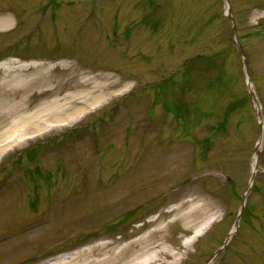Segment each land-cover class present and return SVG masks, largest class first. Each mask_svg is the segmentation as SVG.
Segmentation results:
<instances>
[{"label":"rangeland","instance_id":"rangeland-1","mask_svg":"<svg viewBox=\"0 0 264 264\" xmlns=\"http://www.w3.org/2000/svg\"><path fill=\"white\" fill-rule=\"evenodd\" d=\"M3 15L0 80L34 63L81 84L42 98L15 84L32 106L14 122L53 101L79 109L78 93L105 99L70 124L43 114L45 131L0 155V264H77L166 225L151 264H264V0H0ZM176 207L202 210L194 228Z\"/></svg>","mask_w":264,"mask_h":264},{"label":"bare ground","instance_id":"bare-ground-1","mask_svg":"<svg viewBox=\"0 0 264 264\" xmlns=\"http://www.w3.org/2000/svg\"><path fill=\"white\" fill-rule=\"evenodd\" d=\"M12 23L11 18L9 16L3 15L0 16V30L4 29L6 26H10ZM11 63H2L0 64V69L2 68H8ZM24 68V67H22ZM18 68L15 69L14 73L13 70L10 71V74L3 77L0 80V131L2 130L3 124H9L11 131H8L6 129L3 133L0 135V155L3 152L7 151V148L11 144H13L15 141L18 142L22 140L25 136H29L32 133L42 132L45 131L46 127L44 125V122H42V115L44 114L47 120L51 121V124H54L55 126L61 125V124H70L74 123L76 120H78L85 111H87L88 106H91L95 101L96 104L102 102L105 99V96L98 97V95H93L91 92H83L78 93L80 95V98H82V107L79 109H73L70 107H64L59 102L53 101L52 103H49V105H44L42 113L39 115H36L33 117L31 122L27 125L21 123L14 122L12 120V117L16 115L17 113H23L30 109L32 106L26 100L21 99L18 103H15L12 97L15 96L13 93V90H11L10 87L14 86L15 84L18 86V88H21V91H23V95L28 93L29 91H32L33 89L38 90V96L39 97H45V96H51L56 97L60 94L61 90L65 87L68 89H77L78 85L80 86L79 79H76L75 76L72 74V70L68 68L69 75L65 80H55L53 75L51 74V68L50 65H42V64H29L28 67L22 69ZM19 72H24V75ZM19 73V74H18ZM86 82H89V80H86ZM248 87L252 91V86L249 83ZM102 91H106L105 86L102 87ZM77 93L70 95L73 97L76 96ZM32 95H30L31 98ZM70 96L65 97L64 99L68 100ZM96 96V97H95ZM72 98V97H71ZM255 100V98H254ZM256 102V101H255ZM95 106V105H94ZM64 107V108H62ZM256 110L258 114H260V108L258 104H255ZM27 119V118H26ZM29 122V121H27ZM49 123V122H48ZM22 126H34L37 128L35 131L27 133V134H20L19 136L16 135L18 131H14L12 129L19 128ZM26 129V128H25ZM10 132V134H9ZM16 137V138H15ZM9 140L5 145H2L1 143ZM263 142V132L261 133L260 139L257 143L256 151L253 155V173L256 171V162L257 158L260 153V146ZM253 175V174H252ZM181 208V207H180ZM172 209L168 210L167 214H172L173 211L177 210V216L178 220H180L184 226L185 229H190L195 227V214L200 212V210L195 209H189L186 212L181 211V209ZM203 215V213H202ZM160 219L154 218L148 221V223L154 224L157 222V220ZM207 217L202 220L201 225V232L206 230L207 227L213 223L214 220L207 222ZM238 223V222H237ZM235 224L234 227L231 228L229 235L227 237V240L233 236L235 231L237 230L238 224ZM169 225H166L164 227H157L152 232L147 233L145 236H142L140 238H137L130 242H125L120 239L118 242H103V243H95L91 245L88 249L80 252L78 256L75 259H80V262L77 264H151L154 262L159 261V257L164 254L165 249L161 248L158 251H153V249L156 247V243L158 241H161L164 239V235H162L163 230L168 228ZM200 232V233H201ZM200 234H196V236L193 237L192 241H189V243H193ZM188 243V242H187ZM186 248V247H185ZM62 264V263H61ZM64 264L66 261H64ZM168 264H177L176 259L174 258L173 262Z\"/></svg>","mask_w":264,"mask_h":264},{"label":"water","instance_id":"water-1","mask_svg":"<svg viewBox=\"0 0 264 264\" xmlns=\"http://www.w3.org/2000/svg\"><path fill=\"white\" fill-rule=\"evenodd\" d=\"M231 37H232V39H233V37H234V28H232ZM235 45H236V44H235Z\"/></svg>","mask_w":264,"mask_h":264}]
</instances>
